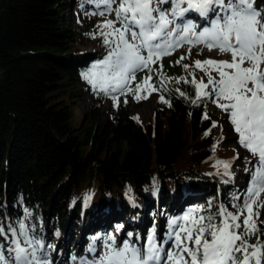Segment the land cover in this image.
Returning a JSON list of instances; mask_svg holds the SVG:
<instances>
[{"label":"trees","instance_id":"trees-1","mask_svg":"<svg viewBox=\"0 0 264 264\" xmlns=\"http://www.w3.org/2000/svg\"><path fill=\"white\" fill-rule=\"evenodd\" d=\"M72 1L78 0H0V225L7 231V224L18 221L27 208L37 234L44 242L52 236V245L69 251L71 260L75 253L68 237L93 242L92 232L102 231L101 219H108L114 231L120 219L124 227L118 234L124 240L129 232L132 240L139 235L137 246L142 247L153 226L157 239H163L168 219L190 209L208 210L211 203L214 213L223 203L232 210L230 197L247 188L245 167L251 165L245 158H252L242 148L240 158L233 159L237 153L230 145H240L227 116L211 128V116L204 119L207 106L193 105L175 91L195 98L190 83L176 82L191 78L175 77L164 60L151 64V73L136 74L129 85L134 89L152 76L159 89L151 92L158 96L152 123L130 115L129 98L136 107L145 99L136 101L126 93L114 106L109 96L88 86L78 93L92 97V108L79 126L72 125L71 107L77 101L72 89L87 84L81 73L99 59L71 48L76 33L66 12ZM255 2H261L264 13V0ZM160 65L171 78L163 80V87ZM160 95L171 108L159 102ZM106 101L111 106L104 119ZM218 160L232 161L231 183L218 175L223 172L222 166L214 167Z\"/></svg>","mask_w":264,"mask_h":264},{"label":"snow or ice","instance_id":"snow-or-ice-1","mask_svg":"<svg viewBox=\"0 0 264 264\" xmlns=\"http://www.w3.org/2000/svg\"><path fill=\"white\" fill-rule=\"evenodd\" d=\"M100 2L105 11L98 13L104 19L97 29L108 50L107 55L82 72L81 77L94 90L99 89L109 96L114 106L119 95L131 94L140 101L148 98L142 92H158L151 83V75L143 77L134 89L129 85L136 80L138 71L147 69L151 73V64L171 55L185 43L202 44L208 51L215 49L230 54V61L195 60V68L204 74L199 81L193 72L188 73L192 77L190 81L184 77L176 79L177 83L181 80L190 83L195 98L179 88L175 91L196 106L200 103L207 106L210 101L227 115L240 147L252 158H245L251 165L245 167L250 180L243 192L231 195L232 210L223 203L216 205L214 213L210 211L211 203L208 210L190 209L179 217L168 219L163 239H157L153 226L142 247L132 242L131 232L119 247L116 236L109 234L104 243L106 251L99 257L95 256L97 237L88 249L93 259L72 256L71 260L74 264H264V220H260L261 209H264V13L255 0ZM164 5L169 7H162ZM106 13L114 18L108 19ZM193 16L203 20L205 26L201 28L194 23ZM92 38H96L95 34ZM185 58L182 55L176 64ZM189 67L183 65L185 71ZM162 68L160 65L157 70L161 87L164 79H171L164 76ZM127 102L125 99L124 103ZM159 102L172 107L164 95L159 96ZM204 119H209L207 112ZM215 127L217 123L213 121L211 128ZM211 128L205 136L210 134ZM213 147L215 149L216 145ZM239 158L237 154L233 159ZM217 166L223 167L218 175L228 177L223 182L231 183L234 179L230 171L232 161L218 160L214 164ZM201 211L207 214L199 215ZM31 217L32 213L25 208L18 221L7 224V231L0 225L3 238L0 264H53L50 253L55 251V246L45 244ZM123 227L117 225L116 233ZM139 239L137 235V241Z\"/></svg>","mask_w":264,"mask_h":264},{"label":"rangeland","instance_id":"rangeland-1","mask_svg":"<svg viewBox=\"0 0 264 264\" xmlns=\"http://www.w3.org/2000/svg\"><path fill=\"white\" fill-rule=\"evenodd\" d=\"M102 5L103 4L100 2V0H87V1L78 0L77 2L73 3L72 8L68 12H66L68 15L67 20L76 33L75 40L71 44V48L73 52H76L80 56H91V57L97 56L99 58L98 61L104 59L108 51L103 46L102 38L100 37L99 31L97 29V25L101 24L104 19V17L98 14L102 11H105V6ZM256 6L261 9L262 7L261 2H258ZM113 7H115V5H113ZM162 7L168 8L169 5H164ZM106 15L108 19L114 18L113 15H109L107 13ZM196 21L193 22L196 24L200 23V19L198 20L196 19ZM117 27H119V25H117ZM93 34H95L96 36L95 39L92 38ZM189 49H191L190 55H188ZM182 55L185 56L186 58L184 60H181L182 62L180 64H176V62L174 61V57L178 56L180 58ZM205 59L230 61L231 56L230 54L220 53L218 50L215 49H213L212 51H208L206 47H203L201 45L189 46L187 44H183L181 47L175 49L171 55L164 56L159 61L164 60V62H166L171 67L172 70L170 72L175 77L185 75L192 79V77L189 76L188 73L193 72L196 79L199 81V79L202 76H204V74L199 69L195 68L194 61L195 60L203 61ZM185 64L190 66L188 71H185L183 68V65ZM140 72H143V70L138 71L137 74ZM213 75H215V73H213ZM204 80L206 83L207 78L205 77ZM88 86L92 87L87 83L85 85H78L74 89H72V92H75L77 94V101L74 104H72L71 107L73 111L72 125L76 127L79 126L83 121L84 113L88 112L92 108V101H93L92 97L85 94L84 96H82L81 94L78 93V90L84 91L85 89H87ZM147 95L148 98L145 99L144 103L140 107H136L132 99L129 98V103L131 106L130 115L132 119L142 124L152 123L155 119L156 111L158 109L157 106L158 96L155 93H147ZM221 103H223V101H221ZM110 106H111L110 102L106 101L104 107L105 109L104 119L106 118L107 113L109 112ZM206 112L218 125L220 124V120L224 119L227 116L224 112L221 111L220 108H218L215 104L211 103L210 101L206 107ZM221 131L224 136L228 134V132L226 131L225 124L222 125ZM230 147L235 151V153L239 155L244 153L242 148L239 147L238 145L232 144L230 145ZM116 221L119 225H121L120 222L122 221L120 219H117ZM153 221L155 222V218L153 219ZM108 222H109L108 219L99 220L98 226L102 228V231L100 232V234H96L95 230L92 232L93 236H96V238L98 237L97 241L95 242L96 257H99L103 252L106 251L104 247V243L109 234L116 236L117 247H119L124 241V238H122L120 234L115 233L114 229H112L111 224ZM52 242L53 239L52 236H50L46 238L45 244L46 245L52 244ZM66 242L67 244H69V246L74 248V253L77 258L85 257L88 260L93 259V254L88 251L92 242H90L88 239H85L83 237L82 238L76 237L75 235H72L71 237H68V240H66ZM132 242L138 244L136 236L134 237ZM50 255L53 264H74V262L69 259V251L64 253V250H62L59 246L55 248V251H51Z\"/></svg>","mask_w":264,"mask_h":264},{"label":"bare ground","instance_id":"bare-ground-1","mask_svg":"<svg viewBox=\"0 0 264 264\" xmlns=\"http://www.w3.org/2000/svg\"><path fill=\"white\" fill-rule=\"evenodd\" d=\"M196 19L198 20L199 18H196L193 16V21H196ZM197 22V21H196ZM199 25H201V28L205 26V22L203 20L200 19V23ZM200 29H197V31H199ZM156 101V100H155ZM156 104V103H155Z\"/></svg>","mask_w":264,"mask_h":264}]
</instances>
